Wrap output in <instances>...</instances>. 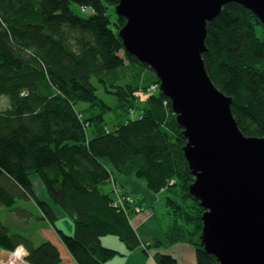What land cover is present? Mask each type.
Listing matches in <instances>:
<instances>
[{
    "label": "trees",
    "instance_id": "obj_1",
    "mask_svg": "<svg viewBox=\"0 0 264 264\" xmlns=\"http://www.w3.org/2000/svg\"><path fill=\"white\" fill-rule=\"evenodd\" d=\"M117 1L0 0V207L29 220L22 201L33 202L77 264H106L119 252L102 244L103 235L128 250L159 246L131 227L134 199L113 206L116 194L129 195L116 183L115 192L113 179L120 184L132 173L151 192L165 191L173 219L165 237L192 243L198 264H218L201 245L204 209L189 193L184 129L154 71L125 51ZM220 10L206 24L203 64L231 97L241 132L264 136V28L240 4ZM58 210L72 220V234L56 226ZM18 245L26 264L61 261L53 242L35 245L0 219V264ZM154 258L177 264L166 254Z\"/></svg>",
    "mask_w": 264,
    "mask_h": 264
},
{
    "label": "water",
    "instance_id": "obj_2",
    "mask_svg": "<svg viewBox=\"0 0 264 264\" xmlns=\"http://www.w3.org/2000/svg\"><path fill=\"white\" fill-rule=\"evenodd\" d=\"M251 10L264 28V0H118L127 53L147 64L183 127L202 213L201 245L218 264H264V136L244 135L232 99L207 75L206 24L224 4Z\"/></svg>",
    "mask_w": 264,
    "mask_h": 264
},
{
    "label": "crops",
    "instance_id": "obj_3",
    "mask_svg": "<svg viewBox=\"0 0 264 264\" xmlns=\"http://www.w3.org/2000/svg\"><path fill=\"white\" fill-rule=\"evenodd\" d=\"M116 184L117 180L114 179ZM118 181L125 193L132 195L134 201L133 205L136 206L128 217L131 227L134 228L137 236L142 242H159V246L152 247L151 250L145 252L141 246L133 248V250L126 249L123 242L120 241L115 235H103L101 236L102 244L106 247L116 249L119 254L109 259L106 264H157L155 253L162 255H169L174 258L177 264H198L195 252V246L188 241L175 240L170 242L165 237L167 229L171 228L173 223L172 216L169 214L168 208L162 199L165 197V191L162 190L158 193L151 192L144 179L137 178L135 174H129L128 176L119 177ZM110 186V184H109ZM111 187V186H110ZM160 207L162 217L156 215L157 208ZM58 220H66L65 228H61L65 233H71L69 221L62 212H57ZM25 220V219H24ZM60 221V220H59ZM46 222V221H45ZM41 225L40 230H48L50 235L44 240L53 242L60 252L61 261L59 264H77L69 251L65 248L63 242L60 240L58 233L54 228L49 225ZM51 231V232H50ZM45 238V237H42Z\"/></svg>",
    "mask_w": 264,
    "mask_h": 264
},
{
    "label": "rangeland",
    "instance_id": "obj_4",
    "mask_svg": "<svg viewBox=\"0 0 264 264\" xmlns=\"http://www.w3.org/2000/svg\"><path fill=\"white\" fill-rule=\"evenodd\" d=\"M145 75L146 74L143 72L142 73V77H145ZM150 92H152V91H150ZM5 104H6V99L2 97L1 101H0V108H4L6 106ZM83 105H84L83 103L79 104V106H83ZM87 132L90 133L89 128L87 129ZM35 183H36V181H35ZM111 183H112V181H111ZM113 183H114L113 185H114V188H115V192H117L118 188L115 185L116 182H115L114 179H113ZM37 191H38L39 197L43 198V196L41 195L39 190H37ZM17 202L19 204H21V200L17 199ZM162 203L165 204V198L162 199ZM22 204L28 210H30L31 213H32V217L29 220H24V218H22L23 216L19 215V211L18 210H17V212L15 211V209L12 210L14 212L13 213L12 211L6 209L5 207H0V219L8 225V227L10 228V232L11 233L20 232L23 236H26L27 238H30L35 243V245L36 244H40L44 239H46L47 237L50 236L48 234V232H49L48 230H46V231H41L40 230L41 225L44 224L45 221H43V220H41L39 218L40 212H39V210H37V207H36V205L33 202H31V201H22ZM156 215L159 216V217H162L160 207L157 208ZM59 220L57 218L56 226H58L59 229H61V228L64 229L66 220H64V219H59ZM67 220L69 221L70 230H72V228H73L72 220L70 218H68V217H67ZM45 223L47 225H49V227L51 228L50 224L47 221ZM73 231H70L71 233H68V234H72ZM65 234L68 235L67 233H65ZM42 237H45V238H42ZM15 250H13V251H11L9 253V257H11V258L13 257V255H14L13 253L15 252ZM26 255H27V253L25 251L24 255L23 254L22 255L19 254L18 256H21L23 258V261L25 262V256ZM11 258H9V260ZM22 258L19 259L18 257H16V262L12 261L10 264H20Z\"/></svg>",
    "mask_w": 264,
    "mask_h": 264
},
{
    "label": "built area",
    "instance_id": "obj_5",
    "mask_svg": "<svg viewBox=\"0 0 264 264\" xmlns=\"http://www.w3.org/2000/svg\"><path fill=\"white\" fill-rule=\"evenodd\" d=\"M151 88H154V85H152L151 86ZM117 195V198H116V200L113 202V206L114 207H121V208H125V206H124V201H126L127 203H129V204H131V202L133 201V198L131 197V195H126V196H121V195H119V194H116ZM16 250H15V252L17 251V250H20L21 251V255L23 254H25V248L22 246V245H18L16 248H15ZM23 251V252H22ZM11 252V251H10ZM9 252V253H10ZM15 252L13 253L14 255H13V257L11 258V257H9V255H8V257L4 260V261H1V263L2 264H10L12 261L13 262H16V257H18L19 259H21L22 257L21 256H16L15 257ZM8 253V254H9ZM9 258H11L10 260H9ZM20 264H26V262H24L23 261V258H22V260H21V263Z\"/></svg>",
    "mask_w": 264,
    "mask_h": 264
},
{
    "label": "bare ground",
    "instance_id": "obj_6",
    "mask_svg": "<svg viewBox=\"0 0 264 264\" xmlns=\"http://www.w3.org/2000/svg\"><path fill=\"white\" fill-rule=\"evenodd\" d=\"M22 252H23V251H22ZM20 253H21V251H20V250H17V251L15 252V257L18 256Z\"/></svg>",
    "mask_w": 264,
    "mask_h": 264
}]
</instances>
